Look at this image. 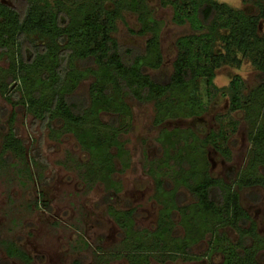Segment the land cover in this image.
<instances>
[{
  "label": "trees",
  "instance_id": "16d2710c",
  "mask_svg": "<svg viewBox=\"0 0 264 264\" xmlns=\"http://www.w3.org/2000/svg\"><path fill=\"white\" fill-rule=\"evenodd\" d=\"M106 1L55 0L53 9L49 0H24L21 12L0 1V51L11 62L9 85H1L2 93L17 84L16 92L10 95L18 98L17 103L33 120L47 127L57 139L62 133L72 134L88 155L82 165V179L103 184L111 200L112 194L119 192V184L113 180V160L128 166L126 151L119 141L120 127L131 117L127 102L151 104L154 128L169 120L199 118L207 106L201 87L204 96H211L210 89L216 91V70L222 66L239 67L241 59H250L257 71L256 88L242 98V82L235 76L220 90L221 97L229 98L230 112L244 110L251 125L245 171L230 182L209 173V147L230 159L225 147L228 136L222 128L204 137L188 128H162L156 137L161 158L155 169H149L155 182L154 199L160 205L156 227L149 233L137 231L132 210L121 212L109 207L108 211L124 229L128 251L124 255L132 264H146V255L158 251L169 257L191 258L192 246L206 236L207 255L220 256V264H261L264 238L257 234L256 223L241 205L239 192L254 187L264 190V33L258 35L260 21L264 23V0H243L255 8L253 13L214 0H160L162 6L172 7L176 26L189 28L187 35L176 39L172 71L162 77L147 74L162 65V23L153 18L146 1L112 0L111 8ZM122 10L136 15L138 29L128 32L146 37L142 52L121 47L113 37ZM89 77L92 80L86 97L77 98V86ZM7 99L11 100V96ZM101 113L110 114L107 123L100 121ZM54 121L62 127L54 130ZM230 126L235 130L234 123ZM23 151L22 142L10 131L3 138L0 155L8 153V160L12 155L23 160ZM27 169L28 163L24 173L31 178ZM164 175L171 180L169 188L161 180ZM180 188L191 195V204L181 203ZM175 213L182 238L175 230ZM199 214L204 223L201 233L196 226ZM230 232L237 234L235 241ZM6 254L9 259L29 260L12 244L6 247Z\"/></svg>",
  "mask_w": 264,
  "mask_h": 264
},
{
  "label": "rangeland",
  "instance_id": "374dc122",
  "mask_svg": "<svg viewBox=\"0 0 264 264\" xmlns=\"http://www.w3.org/2000/svg\"><path fill=\"white\" fill-rule=\"evenodd\" d=\"M0 1L19 12L25 6L24 0ZM63 1L71 3L73 0ZM145 1L153 18L162 23L159 33L162 65L156 72L148 70L147 74L153 77L168 76L176 56L175 41L187 35L189 28L178 27L172 22L170 5L162 6L160 0ZM214 1L247 13L255 11L251 3L244 4L243 0ZM49 2L55 9V0ZM105 5L109 8L114 6L112 0L106 1ZM138 26L136 15L122 10L113 37L121 47L142 52L146 37H137L128 32L137 30ZM263 33L264 23L260 21L258 35L261 37ZM6 57L0 51V150L3 138L13 131L22 142L24 158L21 160L12 155V159L8 160V153L0 155V264H132V260L124 255L128 252L124 229L118 226L108 210L109 207L121 212L132 210L133 226L137 231L149 233L156 227L160 205L154 199L155 182L149 169H155L156 161L161 158L156 137L162 128H188L200 137L222 128L228 136L225 147L230 151V159L222 158L209 147V173L214 178L230 182L247 167L251 125L244 110L230 112L229 98L221 97L220 90L226 88L235 76L242 82V98L256 88L257 71L250 59H241L239 67L222 66L216 70L213 80L216 91L210 89L211 96H204V88L201 87L202 98L207 106L199 118L169 120L161 127L154 128L151 104L140 106L135 101L127 102L131 117L123 121L119 141L126 151L128 166L123 167L118 160H113L116 167L113 180L119 184V192L112 194L109 200L103 184L87 183L82 179V165L88 161V155L74 136L62 133L57 139L47 127L33 120L25 108L17 103L18 98L12 97L17 84L8 86V92L2 93L1 85L8 84L7 78L11 74V62ZM91 80L89 77L79 83L75 90L77 98L86 97ZM8 96H11L9 101ZM99 117L102 123L110 120V114L101 113ZM231 123L235 124L233 131ZM61 125L54 121L52 128L58 130ZM27 163L31 178L24 173ZM161 180L168 184V188L169 185L171 187L169 175L162 176ZM179 193L182 204L193 202L184 188H180ZM239 194L241 205L256 223L257 234L264 238V190L254 187L244 189ZM202 216L199 214L196 221L197 228H201L200 233L204 225ZM174 221L177 236L182 238L183 232L176 213ZM229 236L234 241L237 239L235 232H230ZM208 240L206 236L192 246L191 258L181 255L170 258L158 251L146 255V264H220V256L207 255ZM9 244L22 251L29 260L9 259L6 254ZM260 260L264 264V258L260 257Z\"/></svg>",
  "mask_w": 264,
  "mask_h": 264
}]
</instances>
